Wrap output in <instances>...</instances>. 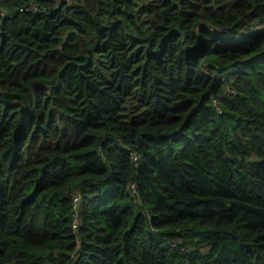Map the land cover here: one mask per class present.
Returning a JSON list of instances; mask_svg holds the SVG:
<instances>
[{
  "label": "trees",
  "instance_id": "trees-1",
  "mask_svg": "<svg viewBox=\"0 0 264 264\" xmlns=\"http://www.w3.org/2000/svg\"><path fill=\"white\" fill-rule=\"evenodd\" d=\"M0 7V264H264V0Z\"/></svg>",
  "mask_w": 264,
  "mask_h": 264
},
{
  "label": "built area",
  "instance_id": "built-area-1",
  "mask_svg": "<svg viewBox=\"0 0 264 264\" xmlns=\"http://www.w3.org/2000/svg\"><path fill=\"white\" fill-rule=\"evenodd\" d=\"M28 9L29 10H33V9H35V6L31 5V7H29ZM23 10L24 9H21V11H23ZM0 16H4V13H3L1 7H0ZM237 69H239V68H237ZM237 69H235V72L237 71ZM133 159L136 161L137 157L134 156ZM81 197H82V194L79 191H77V193H75V196H74L75 208L76 209H78V204H79V201H80Z\"/></svg>",
  "mask_w": 264,
  "mask_h": 264
}]
</instances>
